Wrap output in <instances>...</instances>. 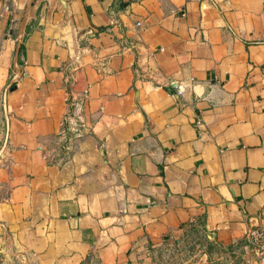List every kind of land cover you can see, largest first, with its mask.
I'll return each mask as SVG.
<instances>
[{"label": "crops", "instance_id": "1", "mask_svg": "<svg viewBox=\"0 0 264 264\" xmlns=\"http://www.w3.org/2000/svg\"><path fill=\"white\" fill-rule=\"evenodd\" d=\"M32 1L0 0V264L264 228V0Z\"/></svg>", "mask_w": 264, "mask_h": 264}, {"label": "rangeland", "instance_id": "2", "mask_svg": "<svg viewBox=\"0 0 264 264\" xmlns=\"http://www.w3.org/2000/svg\"><path fill=\"white\" fill-rule=\"evenodd\" d=\"M9 164L10 155L0 149V203L5 195L4 170ZM210 237L211 235L202 225H195L181 238L167 239L162 243L146 247L140 262L141 264H253L264 261L247 239L223 247L216 245ZM2 243L0 240V244Z\"/></svg>", "mask_w": 264, "mask_h": 264}, {"label": "built area", "instance_id": "3", "mask_svg": "<svg viewBox=\"0 0 264 264\" xmlns=\"http://www.w3.org/2000/svg\"><path fill=\"white\" fill-rule=\"evenodd\" d=\"M246 239L252 244L257 255L264 259V228H255L250 230Z\"/></svg>", "mask_w": 264, "mask_h": 264}, {"label": "water", "instance_id": "4", "mask_svg": "<svg viewBox=\"0 0 264 264\" xmlns=\"http://www.w3.org/2000/svg\"><path fill=\"white\" fill-rule=\"evenodd\" d=\"M37 1H38V0H33V1H32V7L35 6V4L37 3Z\"/></svg>", "mask_w": 264, "mask_h": 264}]
</instances>
